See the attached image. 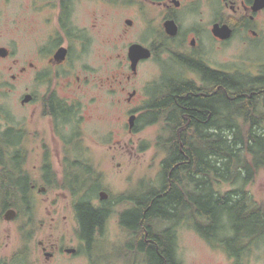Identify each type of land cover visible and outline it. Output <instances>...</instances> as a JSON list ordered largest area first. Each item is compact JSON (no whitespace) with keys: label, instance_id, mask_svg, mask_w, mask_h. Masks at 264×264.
<instances>
[{"label":"trees","instance_id":"16d2710c","mask_svg":"<svg viewBox=\"0 0 264 264\" xmlns=\"http://www.w3.org/2000/svg\"><path fill=\"white\" fill-rule=\"evenodd\" d=\"M207 72V79L215 84L220 77L215 71ZM223 84V93L215 90L204 98H184L187 86L176 88L172 98L168 95L158 102V112L170 110L178 124L183 122L181 113L192 108L189 129L193 132L176 133L174 129L159 137V146L167 153L160 185L147 184L119 196L117 201L110 198L102 206L96 201L99 192L105 190L103 173L79 147L81 141H74V137L82 138V133L64 131L61 174L55 172L47 156L41 167L42 182L47 190L68 194L83 239L92 243L95 231L105 229L115 205L130 203L131 207L121 213L120 222L133 240L129 252L137 246L145 253L147 264H183L178 256L177 228L184 222H189L212 246L223 248L235 264H247L244 256L264 242V202L256 201L247 189L264 170V73L259 77L225 73ZM50 108L44 113L59 117V126L76 129L81 123L76 121L75 105L56 100ZM26 136L27 131L17 127L15 176L7 173L0 182V215L15 208L19 217H28L21 227L28 242L35 228L33 189L38 182L31 180L26 170ZM223 183L238 187L221 192L217 187ZM22 255L25 253L14 256Z\"/></svg>","mask_w":264,"mask_h":264},{"label":"rangeland","instance_id":"374dc122","mask_svg":"<svg viewBox=\"0 0 264 264\" xmlns=\"http://www.w3.org/2000/svg\"><path fill=\"white\" fill-rule=\"evenodd\" d=\"M43 1L0 0V46L8 47L14 53L16 60V66L12 71L5 68L7 62L0 60V82L7 80L14 86V93L8 98L13 106L16 126L27 131L25 140L27 144H23L27 150L26 170L31 175V180L38 182L33 189L35 197L33 239L26 242L24 234L21 233V227L28 222V217L21 218L18 212L14 220L8 221L4 215L9 209L3 211L0 215V258L9 259L16 253L22 252L29 257V264L46 263L39 242L48 243V240L56 241L62 238L66 245H76L79 240V222L70 197L62 190H47L42 182L40 161L43 155L50 156L55 172L61 174L62 164L59 160L64 159L65 144L50 143L44 146L45 141H49L46 139L47 136L52 132L50 120L42 115L40 109L33 114L32 108L21 104L27 88L33 87L35 75L34 70L22 72L21 69L29 68L30 62L36 63L42 69L46 64L45 47L54 39L51 34L53 26L48 22L47 12L42 8ZM99 1L77 0L76 22L82 27L89 26L90 29L95 23L96 30L91 34L93 39L89 52L76 51V66L77 72L78 70L91 72L93 69V73L98 78L108 77L110 79L107 83H112L115 82V78L120 79L116 74L119 73L124 60L127 40H123L120 34H114L116 16L109 7ZM60 39L62 40L61 36ZM206 50L209 62L222 66L226 73L246 74L253 77H259L264 73V45L260 41L250 42L243 38V35H237L223 44H217L209 39ZM46 72L43 70L41 75H37L39 80L35 90L41 96L48 87L44 82L47 77L49 78ZM156 73L155 59L143 64L136 79L137 85L141 86L147 80L153 79ZM11 74H15L17 79L13 80ZM49 83L50 87L55 84H51L50 81ZM97 83L98 80L95 81L93 78V82L85 86L84 92L79 96L83 107L79 116L82 122L80 131L86 146V156L92 159L97 169L104 175L105 191L109 193L110 198H115L117 201L119 196L142 189V186L147 184L160 185L162 163L167 153L159 146V137L167 134H161L159 125L150 126L143 132L129 133L127 117L123 114L122 105L119 107L113 102L114 98L121 95L106 96L99 91ZM61 95L64 96L62 93ZM31 133L33 135L30 137ZM118 141L128 144L129 148L123 150L113 147ZM36 144L40 147H36ZM43 187L46 190L39 192ZM237 187L223 183L217 189L227 192ZM247 189L256 201L264 202V170L259 172L256 180L248 185ZM96 204L101 205L99 198ZM130 207V203L116 204L106 234L97 237L98 242L92 251L89 253L86 248L81 247L79 257L74 260L61 258V264H135L134 251L126 255L124 248L131 240L130 235L112 234L121 231L120 215ZM177 235L178 256L183 264L236 263V260L223 248L214 247L205 240L189 222L178 226ZM108 248H112L111 251L116 258H112L110 253L106 252ZM141 261L142 259L139 258L138 262ZM244 261L247 264H264V242L253 246L244 256Z\"/></svg>","mask_w":264,"mask_h":264},{"label":"flooded vegetation","instance_id":"af4514ba","mask_svg":"<svg viewBox=\"0 0 264 264\" xmlns=\"http://www.w3.org/2000/svg\"><path fill=\"white\" fill-rule=\"evenodd\" d=\"M255 1L100 0L99 2L109 7L116 16L117 24L114 26V34H120L123 40H127L126 53L123 55L124 60L121 63L119 73L116 74L120 76V79L117 77L114 80L116 83H107L110 78H103V76L98 78L93 73V69L91 72L87 70H78L77 72L76 51L79 53L89 52L93 39L91 34L95 32L96 24L91 25L92 29H90L89 26L82 27L76 22L77 0H44L42 8L47 12V20L53 26L51 34L54 38L45 47L44 59H46V64L40 69L36 63L30 62L29 68L21 69L22 72L35 71L33 87L27 88L25 94V96L30 95L32 98L29 102L23 103L24 96L21 101L22 106L32 108L33 114L40 109L42 115L50 120L52 126V132L46 138L50 142L45 141L44 146L50 145V143L64 144V131L76 130V133L81 132L82 122L76 129L70 126L62 127L59 126V117L51 113L46 115L44 112L45 109L50 112V106L54 105L56 100L66 101L68 104L76 106V121L79 122V116L83 111L79 96L81 92H84L85 86L93 82V78L95 81L98 80L97 87L101 93L106 96L121 95V97L114 98L113 102L119 107L122 105L121 109L127 117L129 133L143 132L146 128L155 125L161 126V134H170L174 129L176 133L193 132L191 128L189 129L193 117L190 113L193 111L192 108H186L187 113H181L183 122L178 124L174 120L175 116L169 112L170 110L158 112L157 104L162 99H166L168 95L172 98L171 94L176 92L175 89H182L184 86H187L186 89H183L185 91L184 98L188 96L204 98L215 90L217 94L225 91L223 76L226 72L217 63L209 62L206 45L209 39L217 44H223L237 35H243V38L250 40V42L252 40L260 41L264 45V8L255 10ZM94 15H97L96 12ZM226 31L232 34L228 40L215 35L226 34ZM133 45H141L151 52V57L142 58L139 61L136 71L133 69L130 56ZM2 48L6 50V55L0 53V60L7 62L5 68L12 71L16 66L14 53L6 46H0V49ZM62 48L67 49L66 58L59 62L55 56ZM154 59L157 64L155 77L147 80L141 86L137 85L136 79L140 75L141 67ZM43 70L47 71L45 74L49 78L45 75L48 79L46 78L44 82L48 84V87L41 96L35 90V86L39 80L37 75H41ZM208 70L215 71L220 77L215 84L207 79ZM11 75L13 80L17 79L15 74ZM48 80L51 84H55L50 87ZM13 93L14 86L10 81L0 82V98H2L0 100V182L5 179L7 173L15 176L17 126L13 106L8 98ZM132 118H134L133 122H131ZM32 135L33 133L30 134V137ZM73 139L74 141H81L79 147L86 148L84 138L76 139L74 137ZM36 147H40V145L36 144ZM113 147L123 150L129 148L128 144H123L121 141L116 142ZM36 150L37 148H35ZM44 155L40 161L42 166L46 161L47 154ZM48 159L51 160L50 156ZM59 161L63 164V159ZM102 202L104 201L101 200L99 206H102ZM107 225L108 222L104 225L103 232L95 231L94 239L106 234ZM119 225L121 231L112 233L114 236L129 234L124 224L120 222ZM81 228L82 226L79 224V240L76 245H66L62 238L56 241L48 240V243L39 242L46 258L45 264H61V258L74 260L81 255V247L86 248L90 253L93 241L89 243L83 239ZM129 243L132 242L126 243L124 247L126 255L135 251L132 246L133 249L129 252ZM70 249L76 251L70 252ZM110 256L116 258L115 254H110ZM5 260H8V264H29L27 255H22L19 258L16 256L9 259L0 258V263Z\"/></svg>","mask_w":264,"mask_h":264},{"label":"water","instance_id":"95a60500","mask_svg":"<svg viewBox=\"0 0 264 264\" xmlns=\"http://www.w3.org/2000/svg\"><path fill=\"white\" fill-rule=\"evenodd\" d=\"M262 8H264V0H256L255 4H254V9L255 10H259V9H262ZM215 35L218 36L221 39H224V40H228V39H230L232 37V34H229L228 31H226V34H215ZM0 53L2 55H6V50L4 48L0 49ZM66 53H67V49L62 48V49H60L57 52L55 57H56V59H58L59 62H62L66 58ZM130 56H131V59H132L133 69L136 71L139 61L142 58L151 57V52H150L149 49H146V48H144L141 45H133L131 47ZM31 98L32 97L30 95H26L25 98L23 99V103L29 102ZM133 120H134V118L131 119V122H133ZM45 190H46V188L43 187V188L39 189V192H42V191H45ZM109 197H110V195H109V193L107 191H101L100 192V197H99L100 200L104 201V200L109 199ZM17 216H18V211L16 209H14V208H10L9 210L6 211V213L4 215V218L6 220H8V221H12ZM69 251L70 252H75L76 250L75 249H70Z\"/></svg>","mask_w":264,"mask_h":264},{"label":"bare ground","instance_id":"6f19581e","mask_svg":"<svg viewBox=\"0 0 264 264\" xmlns=\"http://www.w3.org/2000/svg\"><path fill=\"white\" fill-rule=\"evenodd\" d=\"M101 191H105V190H101ZM101 191H100V192H101ZM100 192H99V194H98L99 197H100ZM99 197H98V198H99ZM107 201H108V200H107ZM107 201L104 200V202H107ZM104 202H102V203H104ZM128 233H129V232H128ZM129 235H130V234H129ZM97 242H98L97 238L94 239L91 248H93V247L97 244ZM131 242H133L132 239H131ZM134 249H135V251L133 252V254H134V256L137 258V260H136V258H135V264H147L146 259L144 258V254H145V253L143 254L141 251H139V250L137 249V246H135ZM106 252H107V253H110V254H113L112 251H111V249H109V248L106 250ZM139 258L142 259L141 262H138Z\"/></svg>","mask_w":264,"mask_h":264}]
</instances>
